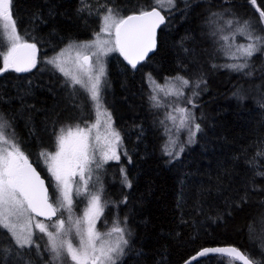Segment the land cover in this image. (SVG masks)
<instances>
[{"label": "trees", "instance_id": "obj_1", "mask_svg": "<svg viewBox=\"0 0 264 264\" xmlns=\"http://www.w3.org/2000/svg\"><path fill=\"white\" fill-rule=\"evenodd\" d=\"M148 2L86 0L93 9L89 14L88 10L78 11L81 0H13L19 33L37 44V66L30 72L9 69L0 73V113L11 123L9 131H14L29 162L47 178L52 200L58 195L56 183L44 167L41 153L56 150L54 133L62 127L83 126V121L95 120L96 113L86 93L77 86L79 94L74 95L65 77L47 60L69 43L94 38L101 23L95 10L103 14L101 5L119 8L126 15ZM256 7L264 11V0H257L256 6L250 0H176L175 8L163 12L166 23L149 59L133 69L119 51L108 58L104 93L109 102L104 107L111 113L126 151L119 163L106 166V175L116 174L118 183H103V190L112 197H102L105 208L97 229L108 222L101 231L105 232L119 218L131 233L118 264H183L201 249L218 246H235L264 264V177L254 175L256 169L264 170V157L256 156L264 151V52L251 58L245 71L252 75H244L223 67L235 61L225 55L219 33L211 34L217 24L234 17L251 20L261 31L264 25L259 23ZM212 13H223V19L217 20ZM214 20L216 24L211 22ZM223 34H228L227 28ZM235 42L247 41L238 35ZM149 74L159 85L177 75L203 80L197 102L184 106L192 109L195 105V122L201 125L192 147H185L180 131L166 119L170 112L166 94L162 93L160 107L153 106ZM193 92V86L186 90L188 99ZM83 112L88 113L86 119H81ZM169 135L178 137L174 154L184 145L178 158L164 153ZM254 157L252 166L249 161ZM122 168L130 188L123 183ZM74 199L75 195V219L83 215L87 200ZM65 214L67 224L69 215ZM44 237L36 233L40 254L32 249L26 261L50 264ZM9 244L0 230V249ZM0 264H16L15 252L7 258L0 252ZM195 264H229V258L208 256Z\"/></svg>", "mask_w": 264, "mask_h": 264}, {"label": "snow or ice", "instance_id": "obj_2", "mask_svg": "<svg viewBox=\"0 0 264 264\" xmlns=\"http://www.w3.org/2000/svg\"><path fill=\"white\" fill-rule=\"evenodd\" d=\"M12 4L13 0H0V56L3 61L0 73L9 69L17 73L30 72L37 66V44L29 42L19 33ZM81 4L78 11L88 10L89 14L92 13L93 9L86 0H81ZM250 4L256 6L257 0H250ZM101 7L104 8L103 14H100L99 9L95 10L100 15L101 23L99 31L93 34L94 39L80 44L69 43L47 60V64L65 77L74 95L79 94L77 86L86 93L96 113L95 123L90 124L85 120L83 126L77 123L62 127L58 133H54L56 150L41 153L45 157L49 172L57 182L58 195L55 200L50 198L45 181L29 162V157L16 140L14 131H9L11 123L0 113V230L10 240L9 246L0 249V252L4 258L15 252L16 264H31L25 257L32 254L33 248L36 255L40 254L41 245L34 239V218L45 217L51 220L61 210L69 213L67 225L65 219L59 217L51 225L39 220L34 224V228L47 237L45 250L52 253V261L63 264L67 258L72 264H118L129 246L128 236L131 233L122 226L119 218L113 220L107 231L101 232L97 229V222L103 216L105 208L102 201L103 186L101 184L95 188L89 185L94 172L93 165L98 170L108 161H118L120 157L117 150L122 143L120 133L111 127V113L104 107V58L111 52L119 51L135 69L155 49L156 29L166 19L162 12L166 13L175 8L176 0H149L147 5H137L134 11L126 15L119 8L107 4ZM255 10L259 13V23L264 25V11L259 7ZM211 16L217 20L223 19V13H212ZM211 22L216 24L215 20ZM225 28L228 34H223ZM218 33L219 40L224 42L221 47L225 50V55L229 60L235 61L223 67L244 75H252L251 71L245 70L250 68V60L256 53L264 52V29L257 31L251 20L234 17L224 20V27L217 24L216 30L211 34L216 36ZM238 35L243 36L247 42L237 44L235 41ZM149 79L155 85L154 93L156 89L165 91V86L157 84L150 74ZM201 83L203 80L196 81L195 87L199 88ZM189 84L188 79L177 75L166 81L168 91L165 94L180 98L184 95L183 88ZM193 95L198 93L193 92ZM149 99L154 107L161 106L155 94ZM186 103L193 102L188 99ZM261 107H264V103ZM173 112L178 115H173ZM101 114L107 118L108 136L111 139L105 138L104 147L100 149V156L97 158L91 133L94 128H99ZM166 119L176 125L177 132L181 129L187 130V143L194 142L197 133L201 131V125L195 122L194 114L187 107H174L172 112L167 113ZM166 132L170 133L171 129L166 127ZM95 140H100L99 134ZM177 144L178 137L173 139L169 135L163 149L165 155L178 158L184 151V145L180 144L174 154ZM256 156L264 157V151L257 152ZM255 160L254 157L249 164L255 166ZM121 172H124L123 168ZM254 175L264 177V170L256 169ZM77 176L83 182V191L80 183L75 180ZM123 183L126 187L132 186L126 174ZM74 190L76 196L85 195L88 200L83 215L75 219L72 216ZM245 199L246 196L242 197V200ZM122 202H126V198ZM123 224H126V220ZM73 235L78 238L77 244L73 243ZM210 255L228 257L229 264H235L236 261L242 264H261V261L235 246L205 247L191 259ZM185 264L190 262L186 261Z\"/></svg>", "mask_w": 264, "mask_h": 264}, {"label": "rangeland", "instance_id": "obj_3", "mask_svg": "<svg viewBox=\"0 0 264 264\" xmlns=\"http://www.w3.org/2000/svg\"><path fill=\"white\" fill-rule=\"evenodd\" d=\"M220 26H221V27H224V22H222V23L220 24ZM92 39H94V38L92 37L90 40H92ZM243 43H246V42H243ZM243 43H242V44H243ZM5 50H6V49H5ZM116 52H118V51L111 52V53L108 54V56H106V57L104 58L106 71H107V61H108V58H109L113 53H116ZM73 55H74V52H73ZM36 57H37V53H36ZM106 76H107V72H106ZM106 76H105V78H104L105 81H106ZM185 79H186V78H185ZM189 81H190V80H189ZM195 82H196V81H190L189 86L183 88V93H184V95H183L182 97H180V98H177V97L174 96V95H166L167 97H164V98H169L168 100L170 101V103H169V105H168V108H169V111H170V112H172L173 108L176 107V106H180V107L187 106L188 103H186V101L188 100V97L186 96V90H187V89L190 90V89H191V86L194 87V92L198 93V95H193V94H192V96H191L190 99L192 100V102H193V101H194V102H197L198 97L202 94V91L199 92V88H196V87H195ZM173 83H178V82H173ZM160 85H161V86H165V91H160L159 89H156L154 94L157 96L158 100L161 101V99H162V93L165 94V93L168 91V89H167V86H166V82H163V83H161ZM151 87H152V89H154V88H155V85L152 84ZM104 90H107V88H106V83L103 85V89H102L103 101H104V104H106V102H107V103L109 102V96L107 95V100H106ZM199 93H200V94H199ZM105 101H106V102H105ZM178 104H179V105H178ZM188 105H189V104H188ZM189 108H190V110L192 111V113L194 114V112H195V111H194V107H193L192 109H191V107H189ZM87 115H88V113L83 112V113H82V116H81V117H82L81 119H86V118H87ZM173 115H178V114L173 112ZM81 119H80V120H81ZM99 120H100L99 128H98V129L94 128L93 131H92V133H91V135H92V137H93L92 144H93V147L96 149V156H97V158H99V156H100V149H102V148L104 147V144H105V138L107 137L108 139H111V137L108 136V125H107V123H106V120H107L106 116H104L103 114H101V115L99 116ZM95 121H96V119L93 120L92 122H90V124H91V123H95ZM177 124H178V121H177ZM173 126L176 128V125H175V124H173ZM111 127L114 128L116 131L119 132V130H118L117 127L115 126V123H114V121H113V118H111ZM175 130H176V129H175ZM97 134H99V136H100V140H99V141H96V140H95V137H96ZM196 136H197V135H196ZM180 137H181V140H182V142L184 143V145H185L186 148H188V147H192L193 145L196 144V141H197V140H196V137H195V139H194V142H192V143H187V140H188V133H187V130H186V129H181V130H180ZM173 139H174V137H173ZM121 141H123V140L121 139ZM117 151H118V154H119V157H120L118 161H116V160L108 161L107 163L103 164V166H102L101 169H98V170H96V169H95V166L93 165L94 172H93V175H92V179H91V181L89 182V185H90V186H94L95 188H98V187H100L101 184H102V186H103V183H104V182H107V183H109V184H111V185H114V184L118 183V182H117V179H116V177H117L116 174H112V175L108 174V175H106V173H105V169L107 168L106 166H107L109 163H112V162H113V163H114V162L119 163V161H121L122 152H123V155H125V151H126V150H125V147L123 146V142L120 144V146H119V148H118ZM125 160L129 162V158H128V156L125 158ZM44 167L46 168L47 172H48L49 175H50L51 173H50L49 170H48V165H47L46 162H45V164H44ZM123 169H124V168H123ZM123 174H124V175L126 174L125 171L123 172ZM51 175H52V174H51ZM52 178L54 179L55 183H57L56 180H55V178H54L53 176H52ZM97 178H98V179H97ZM75 180L78 181V182L80 183V185H81V191H83V182H80V181H79V177H78V176L75 177ZM74 189H75V185H74ZM114 191L119 192L118 189H114ZM74 195H75V190L73 191V196H74ZM83 197H85V199L87 200V197H86L85 195H80V196H76V195H75V199H74V200H80V199L83 198ZM102 197L104 198V200H110V198H111L112 196L108 193L107 190H103ZM87 203H88V200H87ZM84 210H85V208H84ZM60 212H61V218H63V219H65V218L67 217L65 213H67V214L69 215V213H68L67 211L65 212V210H61ZM83 212H84V211H83ZM36 220H38V219L34 218V220H33V230H34L35 233L39 232L38 229H35V228H34V224H35V221H36ZM65 220H66V219H65ZM39 221H40V220H39ZM43 222H44V221H43ZM98 222H99V221H98ZM98 222H97V224H98ZM44 223H46V224H48V225H51L50 222H44ZM53 223H54V222H53ZM66 225H67V224H66ZM108 225H109V223L107 222V223H105V224H103V225H101V226H100V225H98V226H99L100 231H104V229H105ZM50 230H51V229H50ZM41 235H42L43 237L45 236L43 233H41ZM34 239H36V235L34 236ZM44 240H46V244H47V237H46V236L44 237ZM73 243H74V244H77V243H78V238H76L74 235H73ZM33 249H35V248H33ZM45 249H46V246H45ZM40 250H41V248H40ZM35 252H36V251H35ZM48 252H49V251H48ZM49 253H50V252H49ZM51 256H52V253H50V257H51ZM50 264H60V262H58V261H52L51 258H50ZM63 264H68L67 259L64 260Z\"/></svg>", "mask_w": 264, "mask_h": 264}, {"label": "water", "instance_id": "obj_4", "mask_svg": "<svg viewBox=\"0 0 264 264\" xmlns=\"http://www.w3.org/2000/svg\"><path fill=\"white\" fill-rule=\"evenodd\" d=\"M162 14H163V12H162ZM164 15V14H163ZM165 23H166V19H165ZM164 23V24H165ZM164 24H162V25H160L159 26V28H157L156 29V46H157V36H158V33H159V30L161 29V27L164 25ZM156 48V47H155ZM154 51H155V49L153 50V51H151V52H149L148 53V56L143 60V61H141L140 63H138L137 64V66L138 65H140L141 63H143V62H145L147 59H149L153 54H154ZM124 58V57H123ZM31 164H32V166L36 169V171L40 174V176H41V178L45 181V186L48 188V191H49V195H50V198H51V190H50V186H49V183H48V180H47V178L41 173V171L35 166V164H33L32 162H30ZM57 216H58V213H57ZM38 219H40V220H45V221H50V220H48V219H46L45 217H37ZM57 217H53L51 220H54V219H56ZM218 247H222V246H218ZM196 255V254H195ZM194 255V256H195ZM210 256H212V255H210ZM193 257V256H192ZM191 257V258H192ZM208 257V256H207ZM191 258H189L188 260H186V261H188V262H190V264H195L197 261H199V260H201L202 258H205V257H198L196 260H192ZM185 261V262H186ZM185 262L183 263V264H185ZM239 262V261H238ZM241 264H242V262H240Z\"/></svg>", "mask_w": 264, "mask_h": 264}, {"label": "flooded vegetation", "instance_id": "obj_5", "mask_svg": "<svg viewBox=\"0 0 264 264\" xmlns=\"http://www.w3.org/2000/svg\"><path fill=\"white\" fill-rule=\"evenodd\" d=\"M59 213V212H58ZM36 219H38L37 217H35ZM38 220H40V219H38ZM40 221H44V222H50V221H45V220H40Z\"/></svg>", "mask_w": 264, "mask_h": 264}]
</instances>
